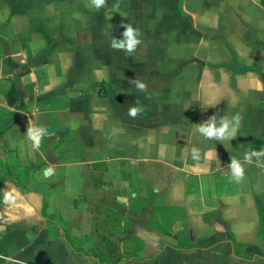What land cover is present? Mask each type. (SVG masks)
<instances>
[{"label":"crops","instance_id":"0c3cea01","mask_svg":"<svg viewBox=\"0 0 264 264\" xmlns=\"http://www.w3.org/2000/svg\"><path fill=\"white\" fill-rule=\"evenodd\" d=\"M0 264H264V0H0Z\"/></svg>","mask_w":264,"mask_h":264},{"label":"clouds","instance_id":"9594fccd","mask_svg":"<svg viewBox=\"0 0 264 264\" xmlns=\"http://www.w3.org/2000/svg\"><path fill=\"white\" fill-rule=\"evenodd\" d=\"M93 4L96 8H99L101 4H103L104 0H92ZM134 28L131 25L125 26V31L123 35L126 37L125 46L128 49H131L135 44L136 40L133 37ZM139 87H144L143 84H140ZM138 109L132 108L130 110V114L135 115ZM240 117L239 115L233 116L232 120H222V122L217 126L215 123L214 116L206 123H203L199 126L198 130L205 135L206 137H215V138H225V137H233L236 132V128L239 125ZM27 137L32 141L33 147H38L41 137L45 132V129L42 127H28L27 128ZM196 149H193L194 158ZM230 169H231V178L239 181L243 177V166L237 159H232L230 161Z\"/></svg>","mask_w":264,"mask_h":264},{"label":"trees","instance_id":"16d2710c","mask_svg":"<svg viewBox=\"0 0 264 264\" xmlns=\"http://www.w3.org/2000/svg\"><path fill=\"white\" fill-rule=\"evenodd\" d=\"M18 97V91H17V86L15 83H13L12 88L10 90V92L7 95V100L9 104L14 103V101L16 100V98Z\"/></svg>","mask_w":264,"mask_h":264},{"label":"water","instance_id":"95a60500","mask_svg":"<svg viewBox=\"0 0 264 264\" xmlns=\"http://www.w3.org/2000/svg\"><path fill=\"white\" fill-rule=\"evenodd\" d=\"M66 131H67L66 129L50 128V129H46L44 134H55L60 139L64 136Z\"/></svg>","mask_w":264,"mask_h":264},{"label":"rangeland","instance_id":"374dc122","mask_svg":"<svg viewBox=\"0 0 264 264\" xmlns=\"http://www.w3.org/2000/svg\"><path fill=\"white\" fill-rule=\"evenodd\" d=\"M99 234H100V233H97L96 236L91 237L92 245H95V244L98 245V241H99V238H100V235H99ZM110 235H111V234H110ZM94 240H95V241H94ZM109 240H111V239H109Z\"/></svg>","mask_w":264,"mask_h":264}]
</instances>
